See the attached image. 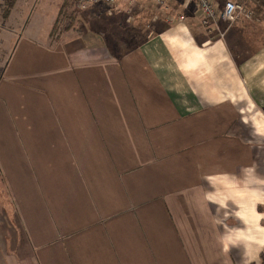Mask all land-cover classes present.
<instances>
[{"label": "crops", "instance_id": "0c3cea01", "mask_svg": "<svg viewBox=\"0 0 264 264\" xmlns=\"http://www.w3.org/2000/svg\"><path fill=\"white\" fill-rule=\"evenodd\" d=\"M172 1L149 32L138 0L136 18L95 5L14 44L0 208L21 254L6 264H261L264 17L220 37Z\"/></svg>", "mask_w": 264, "mask_h": 264}, {"label": "rangeland", "instance_id": "374dc122", "mask_svg": "<svg viewBox=\"0 0 264 264\" xmlns=\"http://www.w3.org/2000/svg\"><path fill=\"white\" fill-rule=\"evenodd\" d=\"M65 1H68V5L66 6ZM175 2L172 0H162L161 2H156L155 0H139V4H142L144 8L139 10L136 17L140 18V24H143L142 28L146 32L154 30L153 18L157 22H161L164 18H167L165 12H168L169 8L173 9L174 6L176 7L178 2ZM134 6L136 7L137 4ZM62 7L65 9L61 10ZM125 8L127 6H124L122 9ZM134 9L136 8L132 7L130 11L128 10L130 12L128 14L129 18H136L132 15V10ZM73 11H75L74 24L80 27L81 22L79 19L85 20L84 16L86 12L83 13V10L77 11L76 6L74 3H71V0H14L6 18H3L0 13V31L4 32V34L7 33L6 42L4 44L0 42V77L4 73L10 51H12L14 44L22 35L38 37V31H41L43 36L41 39H45V31H47L49 26L50 29L56 26V33L60 29L62 30L63 24L66 22L64 21V15ZM57 19L60 20L59 23H56ZM0 206L2 207L1 202ZM12 232V226L8 224L3 210L0 208V264H6L8 258L13 254L15 258L17 257V253L21 254V252L12 250V243L14 242ZM14 236L16 237V235Z\"/></svg>", "mask_w": 264, "mask_h": 264}, {"label": "built area", "instance_id": "2783aa9c", "mask_svg": "<svg viewBox=\"0 0 264 264\" xmlns=\"http://www.w3.org/2000/svg\"><path fill=\"white\" fill-rule=\"evenodd\" d=\"M187 1L194 4L201 24L210 29L215 28L220 37H224L227 29L238 19H251L254 15L251 6H246L237 0H224L221 8L216 0ZM137 2L138 0H76V6L79 10H85L91 6L102 5L108 14H114L124 6H127V10H131Z\"/></svg>", "mask_w": 264, "mask_h": 264}, {"label": "trees", "instance_id": "16d2710c", "mask_svg": "<svg viewBox=\"0 0 264 264\" xmlns=\"http://www.w3.org/2000/svg\"><path fill=\"white\" fill-rule=\"evenodd\" d=\"M240 3L246 5V6H251L253 11H254V15L253 16H259V17H264V0H237ZM14 0H0V13L2 14L3 18L7 17V14L9 13L12 5H13ZM71 3H74V5L76 6V0H71ZM68 5V1H65V6ZM77 8V6H76ZM65 8L62 7L61 10H64ZM77 11H79V9L77 8ZM74 12V13H73ZM70 12L68 14H65V20L66 21L63 24V28L62 30L60 29L57 33L55 32L56 26L52 29V37L53 38H57L59 35L61 34L64 30L68 29V28H72L75 27V20H74V16H75V11ZM60 20H56V23H59ZM58 25V24H57ZM55 32V33H54ZM260 209H262L263 207L260 205L259 206ZM259 258H260V262L261 264H264V247L262 248V250L259 253Z\"/></svg>", "mask_w": 264, "mask_h": 264}]
</instances>
